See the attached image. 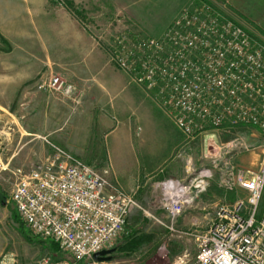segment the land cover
I'll return each instance as SVG.
<instances>
[{
  "label": "built area",
  "instance_id": "built-area-1",
  "mask_svg": "<svg viewBox=\"0 0 264 264\" xmlns=\"http://www.w3.org/2000/svg\"><path fill=\"white\" fill-rule=\"evenodd\" d=\"M120 17L108 40L109 63L130 83L152 91L156 106L182 136L204 135L207 152L232 157L254 151L240 138L224 146L217 142V133L229 128L264 132V50L248 33L205 2L184 7L158 38L135 34ZM44 88L75 92L57 76L38 87ZM48 145L46 160L18 175L9 202L32 235L53 242L75 262L97 264L92 256L115 249L126 234L129 216L139 209L134 193L125 192L109 168L98 170ZM228 162L220 185L226 192L239 188L246 198L231 208L213 205L205 228L193 234L195 259L184 252L172 264H264V153L255 169L233 170ZM185 169L187 178L155 186V207L168 216L166 228L172 233L177 218L194 207L214 174L208 167L193 170L190 159ZM34 264L74 263L40 258Z\"/></svg>",
  "mask_w": 264,
  "mask_h": 264
},
{
  "label": "rangeland",
  "instance_id": "rangeland-1",
  "mask_svg": "<svg viewBox=\"0 0 264 264\" xmlns=\"http://www.w3.org/2000/svg\"><path fill=\"white\" fill-rule=\"evenodd\" d=\"M49 5L50 12L49 19L54 22H46L45 18L36 13H25L28 7L26 3L20 0H0V85L1 87H8L9 81L13 79L12 76L4 73L5 68L14 64V60L9 56L7 49L9 47L15 49V56L20 59L24 64H32L33 66L41 65L43 62H51L53 64V74L42 72L37 76L30 78L27 81L28 92H21L19 96V106L24 105V97L27 93L38 96L41 94L45 102H51V106L43 111L47 114L49 121V129L56 130L50 140L41 142L35 140L31 144L32 157H24L23 154H27V149H23L19 157L16 159L31 161L35 163L42 160L45 156L51 154L49 145L56 144L55 140H60L61 145L66 146L65 142L73 146L80 148V154L74 155L68 150L62 149L70 153L75 158L82 162L95 167L98 170L109 168L112 178L115 179L120 186H127L134 193L135 199L139 206V209H135L132 214L136 216L139 228H144L146 224H153L155 220L149 219L155 214H161L155 207V198L158 196L155 186L168 179H184L188 177L186 172V160L190 159L192 163V169L197 170L202 167H208L213 169V177L209 181L207 191L203 194H214L217 198L218 195L223 196L221 206L228 208L238 200H230L229 196L232 195V191L225 192L220 185V180L226 175L227 168L223 167V164L228 162L230 168L236 170L241 168L242 165L239 161L248 153H241L229 157L224 155L223 151L219 155L210 151H206V144L204 135L198 136L193 139L185 138L168 120L166 115L158 108L155 107V96L152 91H147L143 88H138L137 85L130 83L139 89L140 92L145 93L140 96L139 93H133V86H129V89L119 94L114 99L116 103L122 102L123 99L127 103L125 109L127 113L137 116V121L131 119L125 126L114 124L116 127V133L120 135L124 130L127 131L132 139V150L125 154H119L114 150L106 153L105 143L103 141L104 133L95 126V113L94 108L98 105L93 104L91 107H84L79 100L75 98V94H63L47 88L39 90L38 87L42 82H46L49 78L60 77L64 83L70 84L73 87H78V83L71 75L61 74L63 65H67L69 69H74L76 66L81 65L80 56L76 52L79 46L82 50H89L98 53L99 51L104 55L108 54V40L111 36L116 34V20H120L121 14L113 16V11H108V0H45ZM128 1V4L121 2L122 7H131L136 13L137 17L141 21H134L132 18L125 17V24L128 25L130 30L135 34H139L146 37L158 38L160 37L168 26L172 22V18L177 12V8L183 5L182 8L189 6L193 3H208L213 6L220 14L233 21L238 26L242 27L252 39V42L256 47H260L264 50V0H123ZM131 1V2H129ZM110 6V5H109ZM116 6H111V10H114ZM121 9V8H120ZM61 13L60 18L56 15ZM64 15L65 26L61 28L58 26L56 20L61 19ZM119 16V17H118ZM172 18H169L171 17ZM170 20H169V19ZM168 19V20H167ZM167 20V24L161 26V24ZM74 25H71V23ZM60 24V23H59ZM165 27H167L165 29ZM161 34V35H160ZM61 38L65 40L62 41ZM77 38L81 41L77 45ZM6 40V41H5ZM94 40V41H93ZM82 41L85 43L82 45ZM60 43H64V52H62V46ZM95 44V45H94ZM94 45V48H93ZM78 46V48H77ZM43 48V50L41 48ZM93 49V50H92ZM98 49L99 51H96ZM84 63V62H83ZM108 64L113 69L118 70L111 63ZM40 67V66H39ZM60 71V72H59ZM99 71V70H97ZM92 71L91 74L97 73ZM98 84L104 85L103 75L99 71L95 77ZM92 82V81H91ZM25 87V86H24ZM12 94L0 92V103L3 105H9ZM34 112H41L40 100L34 98ZM17 108V117L20 118L24 111H21V107ZM11 107V106H10ZM13 107V106H12ZM11 110L1 109L0 113V264H34L40 258H49L52 261H69L74 264H85V262H75L71 256L62 253L55 248V245L50 241H45L35 237L25 227L23 222L19 219L13 205L9 202V194L14 184V176L10 173L11 166L3 170L6 160L18 149L24 145L25 140L19 142L18 134H13L12 129L15 125L10 124L8 120V111ZM61 114L56 111L62 110ZM154 107V109L152 108ZM57 109V110H56ZM30 111V110H29ZM55 111V112H54ZM146 111H150L154 118L153 124L145 121L143 117ZM37 114L34 113L33 116ZM166 117H165V116ZM45 115L39 114L34 117V126L39 127V122ZM157 117V118H156ZM158 117L164 118L165 122L161 121ZM110 119V117H108ZM112 122L111 125L112 126ZM211 132H209L210 134ZM151 134V142L145 140V146L149 144L150 150H155L157 145H163V149L166 148V144L170 141L176 143L175 149L172 150L169 158L155 168L154 171L144 172V159L140 156V143L138 140ZM112 136V135H111ZM116 136V135H114ZM111 139V137H110ZM109 139V140H110ZM239 139V137L232 132L231 129H225L217 133V142L219 146H224L231 141ZM77 140V141H76ZM162 140V141H161ZM168 141V142H167ZM57 143V142H56ZM45 147H42V145ZM109 144V141H108ZM29 147V146H28ZM59 147V146H58ZM154 147V148H153ZM61 148V147H60ZM26 152V153H25ZM150 173V174H149ZM27 174V173H26ZM128 189V190H130ZM125 190V189H124ZM129 192V191H128ZM202 196V197H203ZM219 196V197H221ZM201 197L196 201L198 204ZM196 203L194 207L196 206ZM198 208V207H197ZM157 209V210H156ZM190 209L186 212H190ZM260 211H264V191L260 202ZM211 212V211H209ZM131 214V215H132ZM143 218H146L148 222H143ZM131 220V219H130ZM129 222V220H128ZM207 221H205L206 225ZM130 225H132L130 223ZM144 228V229H143ZM139 229V230H140ZM130 230L133 228L126 227L128 235L131 234ZM138 230V229H137ZM135 233V232H133ZM144 235V233H141ZM128 240V236H124L117 241V246ZM115 246V247H117Z\"/></svg>",
  "mask_w": 264,
  "mask_h": 264
},
{
  "label": "crops",
  "instance_id": "crops-1",
  "mask_svg": "<svg viewBox=\"0 0 264 264\" xmlns=\"http://www.w3.org/2000/svg\"><path fill=\"white\" fill-rule=\"evenodd\" d=\"M20 1L25 2L26 6L28 7L26 10H24L25 13H29V15H31L32 13H36L37 15L43 16L46 22H54L49 19L50 12H52L53 9H50L45 0ZM121 2H124V4H128V1L108 0V11L110 13L115 11L112 14L113 16H117L118 14H121V16L126 15L127 17H130L134 21H138L140 23L141 21L137 17V13L129 6L122 7L124 4L121 5ZM114 5L116 7L114 8V10H111V6ZM182 7L183 5L177 8L178 10L173 18L172 16L169 17L172 18V21L183 9ZM56 15L60 18L61 13L58 12V14L56 13ZM167 20H165L161 24V26L165 23L167 24ZM56 22L58 26L63 28L65 26L64 15L60 20L57 19ZM71 25H74V23L72 22ZM166 28L167 27H165V29ZM61 40L64 41L65 39L61 38ZM75 41L78 42V45L81 39L77 38ZM63 44L64 43L59 44L62 46V52H64ZM84 44L85 43L82 41V45ZM41 49L43 50V48ZM95 50L99 51L98 49ZM14 51L15 49L11 47L7 49L9 56H11L12 60H14V64L9 65L8 68H5L4 70V73H6V75L12 76L13 79L9 81L10 86H8L7 88L1 87L2 85H0V92L11 93L12 100L10 101L9 105H3L0 103V110H11L10 108L13 106L12 108L14 109V111H8L7 113L9 123L15 125V128L12 129V131L14 132L13 134H18L19 142L25 140L24 145H22L20 149L14 152L6 160V163L3 167V170H5L8 168V166H11L10 173L14 176V180L16 181L19 174L28 173L35 164L46 160V158L49 156H45L42 160L40 159L35 163L28 161V158L33 156L31 152L32 142L35 140H40L41 142L46 143V141L50 140L56 130L49 129L47 114H45V112L43 111L44 109H47L48 106H51L52 108V103H54L53 101L48 102L49 99H45V101L48 100L47 102H45L41 94L35 96L40 100V105L38 107L42 110L40 113H38L37 111L34 112L33 100L35 97L32 95V93H27L26 97L23 96L25 102L24 105L21 104L19 106V96L21 92H28V86H26L27 81H29L30 78L37 77L44 69V71H46L45 73L49 72L50 74H53V64L49 61L43 62V64L37 66H33L32 64H24L20 61V59L18 60V58L14 54ZM76 52L80 56L81 62L79 63H81V65L76 66L74 69H69L67 65H63V69L60 70L61 74L65 73L66 75H71L75 78L76 81L74 82L78 83L79 86H76V88L74 87V94L75 98L79 100V103L81 102L82 105L85 104L84 107H91L93 106V104L98 105L94 108L95 126L96 128H98V130L104 133L103 141L105 143L104 145L106 153L108 154V149L109 151L114 150L121 155L128 153L129 151L131 152L133 147L132 139L130 138L127 131L124 130L122 133H120V135H118L115 134L117 128L113 127L114 124L125 126L131 119L137 121V116H134L133 118L132 114L127 113L128 111L125 109L127 103L124 101V99L122 102L118 103L114 101V99L117 98L119 94L129 89V86L131 84L128 77L121 71L113 69L109 66L107 53L105 54L107 56L106 58L100 51L98 53L92 51V54L89 52V50H82L80 46L78 49H76ZM97 70H99L103 75V80L101 82H103L104 85L98 84L97 79L94 78L95 75L99 72ZM92 71H97V73L91 74ZM135 86H133V93L137 92L140 94V96H142V94L145 95V93L140 92L139 89H137ZM137 87L140 88L139 86ZM18 106L21 107L22 112L24 111L20 118L17 117ZM155 107L158 108L156 105ZM152 108L154 109V107ZM63 110V107L62 110L58 109L56 111L57 115L61 114ZM149 112L150 111H146V113L143 114V117H145L146 122L153 124L154 120L152 119L154 118V116ZM34 113L37 114L33 116ZM39 114L45 116L41 119V121H38V127L34 126V120L32 119H35L34 117ZM0 116L4 115H1L0 113ZM108 117H110V119H108ZM158 118L161 121L165 122L164 118ZM166 118L168 119V117ZM112 120L115 121L114 124ZM166 121L170 120L168 119ZM111 122L112 126H110ZM231 130L242 141L255 146L254 151L249 152L239 161V163L242 165L241 168L255 169L257 167L259 158L264 153V132L256 128L245 127L231 128ZM0 134H2V132H0ZM145 140L151 142V140H153L151 139V134H147V136H144L143 138H140L138 140V143H140L139 145L141 147L140 156L144 159L145 162L143 164L144 169H142V171L143 173H151L155 170V168H158L160 165L166 162L172 150L175 149L176 143H173V141H167L168 143L166 144V148L163 149V145L158 144L155 150H150L147 149L150 146L149 144L145 146ZM55 141L57 143L53 141L52 143L61 148L63 147L60 140ZM65 143L66 146L63 147L65 150H68V152L74 155L80 154V152H77L80 150L77 145L73 146L69 144V142ZM41 145L42 147H45L43 146V144ZM46 145L48 146V144ZM23 149H27L28 151L26 155H22L24 157H28L26 161H23L22 159H16V157L20 156V153ZM123 187L125 189H123L125 192H131V189L129 187ZM232 192V195L229 196L230 200H244L246 198V193L239 188H236ZM221 195H218V197L216 198L214 194L210 193V191L205 194V196L202 195L203 197L201 196L199 203H196V206L193 207V209L196 210H191L190 212L185 211L177 218L175 232L173 233L166 228L168 224V216L160 210L158 211L161 214H155V216L150 215L151 217L149 219L159 220L163 222L164 225H160L156 221H154L153 224L144 225V228L147 229L144 231L139 228L140 225L137 222L136 216L131 213L132 215H130L128 218L129 222L127 221V226L133 228L134 230H130L131 234L128 235V232H126V234L124 235L126 237L128 236V240H126L119 246H117L116 244L117 247H115V252L112 254V259L110 261L100 262L97 264H172V262L184 252L189 255L190 260H194L197 255V248L193 239V234H195L196 232H201L205 228V221L207 220V216L213 215V205L215 206V204H221L222 200H224L223 196ZM143 219V222H148L146 218ZM130 223L132 225H130ZM141 233H144V235H142Z\"/></svg>",
  "mask_w": 264,
  "mask_h": 264
},
{
  "label": "water",
  "instance_id": "water-1",
  "mask_svg": "<svg viewBox=\"0 0 264 264\" xmlns=\"http://www.w3.org/2000/svg\"><path fill=\"white\" fill-rule=\"evenodd\" d=\"M115 252V249L104 250L99 253H96L92 256V260L96 263L108 262L112 259V254Z\"/></svg>",
  "mask_w": 264,
  "mask_h": 264
},
{
  "label": "trees",
  "instance_id": "trees-1",
  "mask_svg": "<svg viewBox=\"0 0 264 264\" xmlns=\"http://www.w3.org/2000/svg\"><path fill=\"white\" fill-rule=\"evenodd\" d=\"M53 243V242H52ZM54 244V243H53ZM55 245V244H54ZM55 248L58 250L57 246L55 245Z\"/></svg>",
  "mask_w": 264,
  "mask_h": 264
}]
</instances>
